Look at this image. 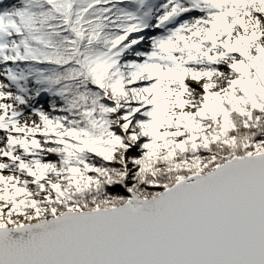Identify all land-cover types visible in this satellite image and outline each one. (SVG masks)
<instances>
[{
    "label": "snow or ice",
    "instance_id": "1",
    "mask_svg": "<svg viewBox=\"0 0 264 264\" xmlns=\"http://www.w3.org/2000/svg\"><path fill=\"white\" fill-rule=\"evenodd\" d=\"M0 264H264V0H0Z\"/></svg>",
    "mask_w": 264,
    "mask_h": 264
}]
</instances>
